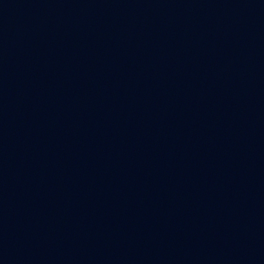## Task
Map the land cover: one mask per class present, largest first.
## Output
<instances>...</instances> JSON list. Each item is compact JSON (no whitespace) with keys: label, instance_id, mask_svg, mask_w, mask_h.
I'll use <instances>...</instances> for the list:
<instances>
[{"label":"water","instance_id":"1","mask_svg":"<svg viewBox=\"0 0 264 264\" xmlns=\"http://www.w3.org/2000/svg\"><path fill=\"white\" fill-rule=\"evenodd\" d=\"M0 264H264V0H0Z\"/></svg>","mask_w":264,"mask_h":264}]
</instances>
